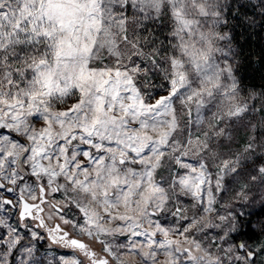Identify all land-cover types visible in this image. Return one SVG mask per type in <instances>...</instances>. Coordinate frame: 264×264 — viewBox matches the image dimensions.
Wrapping results in <instances>:
<instances>
[{
	"label": "snow or ice",
	"instance_id": "snow-or-ice-1",
	"mask_svg": "<svg viewBox=\"0 0 264 264\" xmlns=\"http://www.w3.org/2000/svg\"><path fill=\"white\" fill-rule=\"evenodd\" d=\"M233 21L264 0H0V264H264Z\"/></svg>",
	"mask_w": 264,
	"mask_h": 264
},
{
	"label": "trees",
	"instance_id": "trees-1",
	"mask_svg": "<svg viewBox=\"0 0 264 264\" xmlns=\"http://www.w3.org/2000/svg\"><path fill=\"white\" fill-rule=\"evenodd\" d=\"M252 2L255 3V0H252ZM262 24H264V21H258L253 26L237 27L235 21H233L230 25L233 28L235 43L242 52L239 58V74L249 86H264V26H261ZM256 209L258 210L259 206ZM258 219H264V216L251 217L253 224ZM247 238V236L244 237V239Z\"/></svg>",
	"mask_w": 264,
	"mask_h": 264
},
{
	"label": "rangeland",
	"instance_id": "rangeland-1",
	"mask_svg": "<svg viewBox=\"0 0 264 264\" xmlns=\"http://www.w3.org/2000/svg\"><path fill=\"white\" fill-rule=\"evenodd\" d=\"M233 203H237V202H233ZM259 205L257 204L256 207H258ZM237 211H240V208L237 207L236 208ZM250 209H246V211H249ZM47 209H46V213H47ZM221 211H223V209H221ZM58 222H60L58 219H56ZM38 231V230H37ZM82 239H85L87 240V237H81ZM119 239H123L122 237L119 238ZM43 241V240H41ZM41 241H39V245L41 246V251H51V252H54L55 254L59 255V254H64V253H68V254H72L71 251H64V250H55V247L54 245H51L50 241H46L45 244L42 246L41 245ZM95 247L97 249L100 248V245L99 244H95ZM59 248V247H58ZM60 249V248H59Z\"/></svg>",
	"mask_w": 264,
	"mask_h": 264
},
{
	"label": "flooded vegetation",
	"instance_id": "flooded-vegetation-1",
	"mask_svg": "<svg viewBox=\"0 0 264 264\" xmlns=\"http://www.w3.org/2000/svg\"><path fill=\"white\" fill-rule=\"evenodd\" d=\"M55 222H56V223H59L57 220H56ZM37 230L40 231L41 234L45 236V239H44L43 241L40 242L41 245L43 246V245L45 244L46 241H49V240L47 239V233L44 232L42 229H37ZM54 247H55V250L71 251V250H69V249H64V248H60V249H59V248H58L57 246H55V245H54Z\"/></svg>",
	"mask_w": 264,
	"mask_h": 264
}]
</instances>
